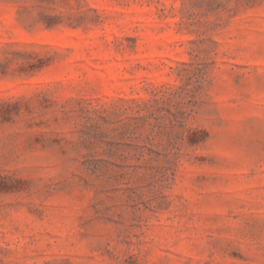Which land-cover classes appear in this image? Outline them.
Here are the masks:
<instances>
[{"label": "rangeland", "instance_id": "374dc122", "mask_svg": "<svg viewBox=\"0 0 264 264\" xmlns=\"http://www.w3.org/2000/svg\"><path fill=\"white\" fill-rule=\"evenodd\" d=\"M0 264H264V0H0Z\"/></svg>", "mask_w": 264, "mask_h": 264}]
</instances>
